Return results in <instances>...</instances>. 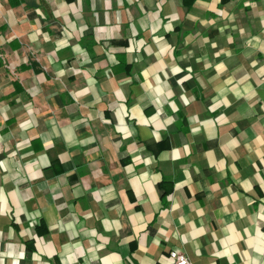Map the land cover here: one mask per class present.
<instances>
[{"label":"crops","instance_id":"1","mask_svg":"<svg viewBox=\"0 0 264 264\" xmlns=\"http://www.w3.org/2000/svg\"><path fill=\"white\" fill-rule=\"evenodd\" d=\"M264 264V0H0V264Z\"/></svg>","mask_w":264,"mask_h":264},{"label":"built area","instance_id":"2","mask_svg":"<svg viewBox=\"0 0 264 264\" xmlns=\"http://www.w3.org/2000/svg\"><path fill=\"white\" fill-rule=\"evenodd\" d=\"M168 257L170 264H191L188 256L182 252L170 251Z\"/></svg>","mask_w":264,"mask_h":264}]
</instances>
